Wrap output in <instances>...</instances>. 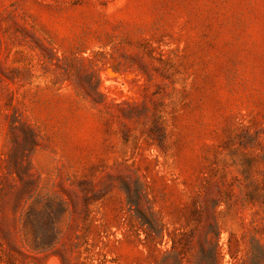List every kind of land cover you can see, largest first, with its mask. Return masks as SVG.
Here are the masks:
<instances>
[{"label": "rangeland", "instance_id": "1", "mask_svg": "<svg viewBox=\"0 0 264 264\" xmlns=\"http://www.w3.org/2000/svg\"><path fill=\"white\" fill-rule=\"evenodd\" d=\"M260 128L264 0H0V264H264Z\"/></svg>", "mask_w": 264, "mask_h": 264}, {"label": "trees", "instance_id": "2", "mask_svg": "<svg viewBox=\"0 0 264 264\" xmlns=\"http://www.w3.org/2000/svg\"><path fill=\"white\" fill-rule=\"evenodd\" d=\"M237 138L239 139V144H256L260 148V154H246L242 158V165H243V170L242 173L244 175V180L247 181V186L249 189L244 193V201H251V202H256L259 203L260 205L264 206V168H263V176L261 180L256 181L253 180L251 177V169L253 168L254 164L256 162H261L264 164V128H260L258 130H254L253 132L249 130H243L240 134H238ZM226 196H222L224 200H219V201H225V203L229 204L230 200V194L227 192L225 193ZM218 202L215 204L217 205ZM215 237L218 238V232H215ZM209 241V239H208ZM172 248L175 249L176 247V242L173 241V244L171 246ZM257 249L259 251V255L257 256H262L263 251L262 247L260 245H257ZM202 259L198 264H214L218 260V251L216 247V243L211 246H206L203 247L202 250ZM179 252H167L165 257L166 258H173V264H181V259L178 256ZM212 259V261H208ZM163 264V263H162Z\"/></svg>", "mask_w": 264, "mask_h": 264}]
</instances>
